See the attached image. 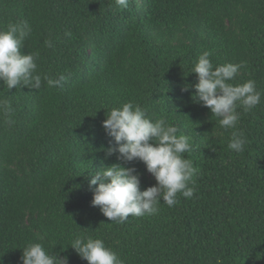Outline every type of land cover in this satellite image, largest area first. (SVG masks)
I'll return each instance as SVG.
<instances>
[{"label": "trees", "instance_id": "16d2710c", "mask_svg": "<svg viewBox=\"0 0 264 264\" xmlns=\"http://www.w3.org/2000/svg\"><path fill=\"white\" fill-rule=\"evenodd\" d=\"M21 21L32 28L22 52L39 54V73L68 79L63 88L0 83L14 121L0 115V264H22L30 242L87 264L70 246L82 234L124 264H264V94L237 109L247 142L236 153L233 130L193 101L194 89L182 91L208 51L214 67L243 62L234 82L253 80L264 93V0H130L126 9L115 0H0V29ZM129 101L189 137L195 191L117 223L91 205L90 173L121 164L136 168L141 190L156 183L142 162L105 155V113Z\"/></svg>", "mask_w": 264, "mask_h": 264}, {"label": "clouds", "instance_id": "9594fccd", "mask_svg": "<svg viewBox=\"0 0 264 264\" xmlns=\"http://www.w3.org/2000/svg\"><path fill=\"white\" fill-rule=\"evenodd\" d=\"M130 0H115L118 9H126ZM32 28L26 21L9 22L6 30L0 29V83L8 90L20 87L39 89L43 81L49 87L63 88L68 77L59 74L51 78L38 71L37 52H22L25 40ZM65 35L71 37V32ZM44 45L53 47L51 39ZM210 53L199 54L189 73L196 74V83L185 84L182 91L194 89L192 99L209 109L224 130L232 129L228 148L236 153L244 150L246 139L237 131L238 108L248 112L261 102L262 93L253 80L235 83L241 63L225 62L213 66ZM10 102L0 101V115L12 125ZM102 121L105 133L110 137L105 155H116L124 163L142 162L146 171L156 181L155 185L143 190L140 174L135 167L121 164L101 166L90 173L89 189L92 191L91 205L111 222L123 223L129 216L141 217L156 214L161 202L168 207L175 206L178 196L192 198L195 189L190 187L196 172L185 153L192 150L189 137L178 134V128L166 118L150 119L146 112L134 102L112 107ZM95 186V187H93ZM71 248L87 264H124L117 254L101 239L77 235ZM22 264H68L66 256L49 253L42 243H28L22 251Z\"/></svg>", "mask_w": 264, "mask_h": 264}]
</instances>
